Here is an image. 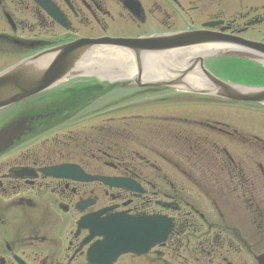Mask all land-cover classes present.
Masks as SVG:
<instances>
[{"label":"flooded vegetation","instance_id":"flooded-vegetation-1","mask_svg":"<svg viewBox=\"0 0 264 264\" xmlns=\"http://www.w3.org/2000/svg\"><path fill=\"white\" fill-rule=\"evenodd\" d=\"M193 13L203 21L188 22ZM198 31L264 44V0H0V72L81 40ZM196 47L218 50L188 59L184 77L160 60L155 72L142 55L140 66L131 56V78L112 81L90 54L81 75L0 114V131L20 128L0 153V264H264V139L239 114L160 106L264 108L199 94L189 81L208 83L198 59L216 79L255 88L264 68L226 54L230 43ZM129 101L163 110L126 114ZM116 218L140 221L130 236L142 253L114 257L130 228ZM103 229L107 238L94 235Z\"/></svg>","mask_w":264,"mask_h":264},{"label":"water","instance_id":"water-1","mask_svg":"<svg viewBox=\"0 0 264 264\" xmlns=\"http://www.w3.org/2000/svg\"><path fill=\"white\" fill-rule=\"evenodd\" d=\"M208 26L211 25L208 24ZM221 42L234 45V48L226 54L249 59L264 68V44L242 39L218 38L205 31L139 40L108 38L93 41L81 40L36 54L0 73V111L41 94L62 80L81 75L82 66L90 54L94 58V65H98V70H106L107 78L112 81L131 78L134 75V69L130 63L131 56L136 57L140 66L142 55L149 56L150 61L155 60L154 64L149 66L155 68V72L160 70L163 74V69L158 65V60H160L169 68L175 69L171 73L172 76L182 74L184 77L185 73L194 71V67H187L191 61L188 59L214 52V47L196 46ZM196 62L200 63L203 76L208 83L202 84L201 81H198L195 77L197 74L190 75L189 81L194 87H199L195 92L235 102L264 104V88L248 87L218 80L203 67L201 59ZM138 72V78L141 79L144 70L139 69ZM154 86H164V84H155ZM19 133L20 128L14 125L0 131V153L11 147ZM113 184L123 185L121 181H114ZM113 223L130 226L122 231L121 241L116 243L119 250L114 254V257L124 253L139 254L146 249V246L130 236V232L139 225L140 221L116 218ZM163 229L161 226L162 238ZM94 235L107 238L105 229ZM105 247H107L106 240L100 245V248Z\"/></svg>","mask_w":264,"mask_h":264},{"label":"rangeland","instance_id":"rangeland-1","mask_svg":"<svg viewBox=\"0 0 264 264\" xmlns=\"http://www.w3.org/2000/svg\"><path fill=\"white\" fill-rule=\"evenodd\" d=\"M201 16H197V14H192L191 19L188 22H191L192 25L199 24L203 20H199ZM188 22H179L177 23V29H186L189 25ZM163 28V26H162ZM3 69V68H2ZM145 101V100H140ZM128 109L125 111L126 114H158L160 110L159 104L151 103V102H139V101H129ZM160 106L166 107L164 111H176L180 114H197V115H204L209 114L212 116H216L217 114H227L228 112L232 114H239L242 116V120L245 122L240 121V126L247 128V130L251 128H255V132L259 137L264 139V108L262 107H250L245 105L235 106L234 108H227V107H219L215 103L209 102H202L196 104H161ZM14 110V109H13ZM12 110V111H13ZM115 110V109H114ZM230 110V111H229ZM10 110H4L0 114H9ZM192 112V113H188ZM225 112V113H222ZM255 114H252V113ZM252 120L254 121V125L252 124Z\"/></svg>","mask_w":264,"mask_h":264},{"label":"bare ground","instance_id":"bare-ground-1","mask_svg":"<svg viewBox=\"0 0 264 264\" xmlns=\"http://www.w3.org/2000/svg\"><path fill=\"white\" fill-rule=\"evenodd\" d=\"M217 50L218 48H214V51H217ZM94 66H96V69L98 70V65H94ZM99 71H106V70H99ZM104 75L107 77V71L104 73ZM193 75H196V73H194ZM197 76H199V74H197Z\"/></svg>","mask_w":264,"mask_h":264}]
</instances>
